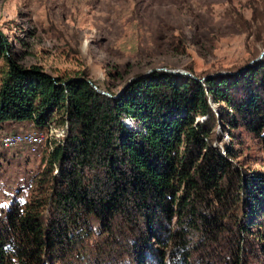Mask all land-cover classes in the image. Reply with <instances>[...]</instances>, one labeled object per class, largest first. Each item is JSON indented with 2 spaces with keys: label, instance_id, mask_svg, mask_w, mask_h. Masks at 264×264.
<instances>
[{
  "label": "trees",
  "instance_id": "16d2710c",
  "mask_svg": "<svg viewBox=\"0 0 264 264\" xmlns=\"http://www.w3.org/2000/svg\"><path fill=\"white\" fill-rule=\"evenodd\" d=\"M250 6L248 17L227 12L253 42L264 41V1ZM210 72L194 78L153 69L107 95L84 70L61 76L18 64L0 32V124L29 121L44 143L42 131L65 125L47 151L39 197L13 201L0 214V264H45L51 248L88 237L85 222L78 226L89 214L100 221V233L116 216L129 224L121 234L128 264H250L249 240L264 257V170L235 166L230 158L237 150L229 143L224 153L211 146L225 122L259 138L264 153V52L236 73ZM125 118L143 130L128 127ZM47 202L53 210L44 217ZM186 227L198 230L196 245Z\"/></svg>",
  "mask_w": 264,
  "mask_h": 264
},
{
  "label": "rangeland",
  "instance_id": "374dc122",
  "mask_svg": "<svg viewBox=\"0 0 264 264\" xmlns=\"http://www.w3.org/2000/svg\"><path fill=\"white\" fill-rule=\"evenodd\" d=\"M250 5L251 0H0V32L7 38L9 55L18 64H35L61 76L84 70L94 88L111 95L108 90L116 93L129 77L155 68L180 74L177 71L187 66L195 78L204 71H211L208 75L236 73L249 62L254 48H264L262 39L253 42L249 30L239 29L227 12L235 9L248 17ZM236 65L242 66L231 68ZM209 103L215 106L211 98ZM123 121L128 127L143 130L129 118ZM223 125V130L216 126L218 136L211 146L217 144L224 153L229 143L237 150L230 158L235 166L245 171L264 170L260 139L241 127ZM52 126L57 130L51 134L42 131L46 141L32 151L23 142L12 147L1 142L5 135H41V130H34L29 121L0 124V214L13 201L39 197V184L45 182L47 173V151L52 141L61 138L59 129L65 125ZM58 173L52 163L51 174ZM85 175L91 176V172L86 170ZM43 208V216L48 217L52 205L47 202ZM176 220V215L171 216L169 224L174 226ZM82 222L89 229L88 237L83 242L73 241V247L51 248L54 256L45 264H128L130 254L121 234L131 228L123 218H113L111 229L102 233L94 215L83 216L79 228ZM186 230L189 244L196 245L198 230ZM248 242L245 250L254 255L250 264H263L262 253Z\"/></svg>",
  "mask_w": 264,
  "mask_h": 264
},
{
  "label": "bare ground",
  "instance_id": "6f19581e",
  "mask_svg": "<svg viewBox=\"0 0 264 264\" xmlns=\"http://www.w3.org/2000/svg\"><path fill=\"white\" fill-rule=\"evenodd\" d=\"M4 143L6 147H12L16 144H20V142H23L25 144H28L30 146L32 151H37L38 148L42 145H44V135H36V134H13V135H5L3 137Z\"/></svg>",
  "mask_w": 264,
  "mask_h": 264
},
{
  "label": "water",
  "instance_id": "95a60500",
  "mask_svg": "<svg viewBox=\"0 0 264 264\" xmlns=\"http://www.w3.org/2000/svg\"><path fill=\"white\" fill-rule=\"evenodd\" d=\"M264 52V48H262L261 50H260V52L256 55V57H254L253 59H251L247 64H249L250 62H252V61H256V60H259L260 59V57H261V54ZM247 64H245V65H247ZM244 65V66H245ZM243 66V67H244ZM155 69H159V68H155ZM163 70H165V71H168V72H175L174 70H171V69H163ZM147 73V71L146 72H144V73H142L141 75H144V74H146ZM177 73H185V74H188V75H190V76H192V77H194L193 75H191L188 71H186V70H183V69H181V70H178L177 71ZM136 76H131V77H129L127 80H126V82L124 83V85L113 95V96H116L132 79H134ZM195 78V77H194ZM96 90L98 91V92H103L102 90H100V89H97L96 88ZM103 93H106V92H103ZM106 94H108V93H106Z\"/></svg>",
  "mask_w": 264,
  "mask_h": 264
},
{
  "label": "built area",
  "instance_id": "2783aa9c",
  "mask_svg": "<svg viewBox=\"0 0 264 264\" xmlns=\"http://www.w3.org/2000/svg\"><path fill=\"white\" fill-rule=\"evenodd\" d=\"M25 131H28V130H25ZM2 144H4V143H9V142H1Z\"/></svg>",
  "mask_w": 264,
  "mask_h": 264
},
{
  "label": "crops",
  "instance_id": "0c3cea01",
  "mask_svg": "<svg viewBox=\"0 0 264 264\" xmlns=\"http://www.w3.org/2000/svg\"><path fill=\"white\" fill-rule=\"evenodd\" d=\"M23 121V120H22Z\"/></svg>",
  "mask_w": 264,
  "mask_h": 264
}]
</instances>
